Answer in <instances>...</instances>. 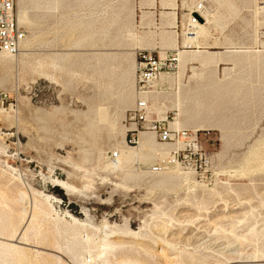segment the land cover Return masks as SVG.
Segmentation results:
<instances>
[{"label":"rangeland","instance_id":"1","mask_svg":"<svg viewBox=\"0 0 264 264\" xmlns=\"http://www.w3.org/2000/svg\"><path fill=\"white\" fill-rule=\"evenodd\" d=\"M16 8L26 37L0 52V264H264V0ZM144 50L177 57L148 88L152 118L198 131L207 161L173 160L180 145L148 132L127 142Z\"/></svg>","mask_w":264,"mask_h":264},{"label":"built area","instance_id":"2","mask_svg":"<svg viewBox=\"0 0 264 264\" xmlns=\"http://www.w3.org/2000/svg\"><path fill=\"white\" fill-rule=\"evenodd\" d=\"M16 0H0V51L10 54H17L20 51L21 43L25 39V31L17 23ZM198 11L191 12L186 20L188 30H193L200 22ZM177 57L155 56L151 51H141L137 59V83L139 98L133 111L130 113L129 120V139L127 142L137 144L139 135L142 131L153 132L156 137L165 143H181L182 147L173 152L174 157H187L188 155L198 156L200 161H207V154L202 146L199 145L198 134L187 128L172 127L171 123L175 117L166 115L162 118H152L151 106L147 93L148 88L152 87L163 74H169L175 67ZM9 93L0 91V110L7 107ZM171 119V121H170ZM110 156L116 159L117 151H112ZM158 170L157 167L153 168Z\"/></svg>","mask_w":264,"mask_h":264},{"label":"bare ground","instance_id":"3","mask_svg":"<svg viewBox=\"0 0 264 264\" xmlns=\"http://www.w3.org/2000/svg\"><path fill=\"white\" fill-rule=\"evenodd\" d=\"M16 17H17V15H16ZM200 26L202 27V24H200ZM203 28V27H202ZM201 28V29H202ZM203 31H205V30H203ZM201 33V32H200ZM200 33H199V35H200ZM197 35H198V31H195V32H191V34L190 35H187V40H186V43H189V42H191V41H193V40H195V38L197 37ZM0 52H4V51H0ZM5 53H8V52H5ZM8 54H10V53H8ZM183 61L184 62H186V61H190V62H196V61H201V62H207L208 61V59H205V58H202V57H200V56H198V55H191V56H189L188 58H183ZM164 75V74H163ZM162 75V76H163ZM162 76L160 77V79H162ZM159 79V80H160ZM1 111V110H0ZM174 125V126H176V127H178V128H180L179 127V125L177 124V121H176V119H175V121L174 122H172L171 123V125ZM143 132H148V133H152V134H154L153 132H150V131H142L141 133H143ZM193 132L194 133H197L198 134V131H195V130H193ZM154 136H155V134H154ZM139 140H140V135H139V139H138V141H137V144L135 145V146H138V144H139ZM163 143H165V142H163ZM177 144H179L180 145V148L182 147V144L181 143H177ZM118 152V156H117V158L116 159H113L114 161H118L119 160V158H120V152L119 151H117ZM153 171H155V170H153ZM157 171V170H156ZM58 186H60V187H62V188H64V189H66V190H71L72 189V187L70 186V185H68L66 182H63V181H60L59 180V182H58V184H57ZM2 211H3V209H2ZM23 213H25V212H23ZM36 216V215H35ZM37 217V216H36ZM4 218V217H3ZM10 223V222H9ZM24 228V227H23ZM24 231V230H23ZM163 253V252H162Z\"/></svg>","mask_w":264,"mask_h":264}]
</instances>
